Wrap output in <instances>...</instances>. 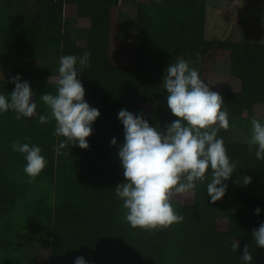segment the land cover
Here are the masks:
<instances>
[{"label": "trees", "instance_id": "1", "mask_svg": "<svg viewBox=\"0 0 264 264\" xmlns=\"http://www.w3.org/2000/svg\"><path fill=\"white\" fill-rule=\"evenodd\" d=\"M207 2L0 0V48L7 55L32 64L54 54L58 61L53 65L59 66L61 56L91 53L79 79L85 100L100 112L87 138L89 149L69 145L59 154L57 146L65 138L54 135L56 122L39 123V116L49 112L39 96L55 93L58 83L28 81L38 105L33 117L17 120L12 111L0 115V255L15 244L17 264H74L81 256L88 264H242L239 256L247 245L253 264H264V248L252 240V231L264 223V160L256 159L248 143L233 140V125L243 106L264 118V27H253L248 19L243 42L207 39ZM124 8L133 13L131 37L117 34ZM77 18L90 21L84 41L75 37ZM115 37L132 42L131 58L123 55V44H115ZM178 57L197 62L201 78L225 102L230 128L220 129L218 136L236 164L227 181L228 203L222 212L219 201L210 202L207 181H197L192 192L171 194L174 210L183 216L181 223L159 230L134 229L114 192L124 182L117 155L124 141L118 112L143 114L152 127L164 128L177 119L167 106L162 81L165 68ZM14 87L12 81L0 80V93L10 94ZM141 89L148 90L152 100L147 101ZM114 137L117 146L110 143ZM16 141L41 147L47 164L38 176L25 174L23 155L11 148ZM244 176L251 177L247 186ZM30 181L42 189L45 184L53 200L48 190H40L36 202L22 211L25 232L9 235L8 221ZM24 237L33 242L21 248L17 241ZM233 240L240 244L237 252L232 251Z\"/></svg>", "mask_w": 264, "mask_h": 264}, {"label": "clouds", "instance_id": "2", "mask_svg": "<svg viewBox=\"0 0 264 264\" xmlns=\"http://www.w3.org/2000/svg\"><path fill=\"white\" fill-rule=\"evenodd\" d=\"M90 57V52L79 57L61 56L55 93L45 91L39 96L49 110L48 114L39 116V123L54 120V135L65 138L57 146L58 154L69 145L89 149L87 138L100 117L99 110L85 100V89L79 79ZM164 73L162 87L167 93V106L177 119L164 128L152 127L143 114L127 109L118 112L124 141L118 146L117 155L124 182L116 185L114 192L126 210V222L134 229L159 230L181 223L183 216L174 210L171 194L190 193L197 181H207V194L215 204L226 195L227 181L236 168L224 139L218 136L220 129L230 128L221 94L211 90L199 71L182 57L176 58ZM12 83L15 87L10 94L0 93V115L12 111L17 120L33 117L38 105L29 82L17 75ZM251 125L249 151L254 149L256 159L264 160V122L253 118ZM110 143L117 146V139L112 138ZM11 148L23 155L24 172L29 177L38 176L45 168L47 161L40 146L16 141ZM241 179L245 186L251 183V177ZM260 214L258 207L255 215ZM252 240L257 247L264 248V223L252 231ZM239 248V242L233 240L232 251L237 252ZM239 259L242 264H253L247 245ZM74 264H88V261L81 256Z\"/></svg>", "mask_w": 264, "mask_h": 264}, {"label": "rangeland", "instance_id": "3", "mask_svg": "<svg viewBox=\"0 0 264 264\" xmlns=\"http://www.w3.org/2000/svg\"><path fill=\"white\" fill-rule=\"evenodd\" d=\"M257 7H258V12L253 13L251 12L253 15H248V12L245 14V11L242 10L240 12V17H238V20L236 22L235 20V27H241L244 26L246 20L252 21V26L254 27L255 24H260L262 27H264V0H257ZM209 3V4H208ZM208 21L210 22V24L212 23H216L218 24L217 28L219 29V31L213 29L212 27L210 28V30H208V34L206 36L210 37V38H214V39H222V38H226L227 34H232L231 33H226L224 34L222 32V30H226L228 28V26L230 25L232 18L229 15L230 9L225 6H222V2L221 1H217V0H208ZM213 4H216L215 6H213ZM122 6V5H121ZM132 9V8H131ZM237 11H235L236 13ZM123 16H121V19L119 21V24H117V34L119 33V36H121L122 34H124L126 32V35L128 37H131L133 35V32H131V28H132V24H134V18H133V13L131 10H127L126 8L123 9L122 11ZM222 17V18H219ZM249 19V20H248ZM259 22V23H258ZM74 25H75V37L78 41H84L86 40V38L88 37V35L90 34V21L88 19H83V18H77L74 21ZM259 26V25H258ZM257 27V26H256ZM216 28V29H217ZM228 30V29H227ZM235 32H239V31H235ZM206 34V31H205ZM234 38H236L234 36ZM209 39V38H207ZM118 42V44L121 42L123 44V55L125 57L131 58L132 56V51H133V47H132V42L128 39H125L124 41L120 38V40L116 37L114 39V43L116 44V42ZM114 44V45H115ZM47 60L51 61L50 63H52L53 61H58V58L51 56L50 58H48ZM47 60L43 61V64H38V69L36 70L34 77L31 78V82H52V83H58V80L56 79V77L58 76V68L59 66L56 65V67L52 66V64H50L51 66L48 67V63L46 62ZM57 64V63H56ZM59 64V63H58ZM197 62H191V66L196 68L197 67ZM30 66H34V64H29ZM17 66V65H16ZM42 71H41V70ZM0 80H2V74H0ZM140 94H142L144 96V98L149 101L152 100V96L150 95L148 90L145 89H141L138 91ZM246 113V110H245ZM28 178L23 177L22 182L26 183L25 181H27ZM43 187L48 190V187L43 184ZM45 189H42V186L34 183L33 181H30L29 183H27L25 185V191H26V195L24 197V199L20 202L19 204V208L17 213H15L12 217V220L8 221L10 222L11 226L9 228H7L6 233L9 235H15L21 232H25V228L23 225H26V219L22 213V211L31 206L32 204H34L36 202V197L39 196L40 194V190L41 192H45ZM49 195L48 198L50 200H53V194L51 193L50 189L48 190ZM47 193L46 196H47ZM44 194V195H45ZM228 201H227V197L224 196L220 201H219V206H220V210L223 212L224 206L227 205ZM50 205V203H49ZM48 206V203H47ZM33 241H29L28 238L24 237V238H20L19 241H17V243H19L21 245V248L25 247V244H30ZM33 245H30V247H32ZM16 248V245H9L6 247V252L0 255V264H17V261L14 259L17 255H19L18 252H14L13 249Z\"/></svg>", "mask_w": 264, "mask_h": 264}, {"label": "crops", "instance_id": "4", "mask_svg": "<svg viewBox=\"0 0 264 264\" xmlns=\"http://www.w3.org/2000/svg\"><path fill=\"white\" fill-rule=\"evenodd\" d=\"M218 1V0H217ZM222 2V6H225L226 8L228 7L230 9V16L232 18L233 21H231L230 25L228 26V30H222V32L224 34L226 33H231L232 34H227L226 38H222V40H227L230 38V40L232 41H236V42H243L244 41V31H243V26L241 27H235L236 23L235 20L237 22L238 17H240V12L242 10L245 11V14L248 12V15H253L251 12L256 13L258 12V7H257V0H219ZM208 3V2H207ZM209 4V3H208ZM207 4V5H208ZM216 4H213V6H215ZM208 6H207V11H206V23H205V31H206V36L208 34V30H210V28L212 27L213 29L219 31V29L217 28L218 24L216 23H211L208 21ZM235 11H237L235 13ZM222 18V17H219ZM217 28V29H216ZM239 31V32H235V31ZM234 36L236 38H234ZM209 39H214V38H210L207 37ZM51 56L54 57V54H49L46 58L44 57H38L37 60L34 62L35 65L34 66H30L29 64H31V61H29L28 59H14L13 57L7 55L6 53H4L3 49L0 48V74H2V80L4 81H12V78H14L15 76L19 75L22 78V81H31V78L34 77V74L36 72V70L39 68L38 64H43L44 60H47L48 58H50ZM49 65L48 67H50L52 63L56 64L57 61H53L52 63H50L51 61L47 60L46 61ZM32 63V64H34ZM17 65V66H16ZM52 66H54L52 64ZM56 67V66H54ZM41 70V69H40ZM42 71V70H41ZM246 110V113H245ZM258 119L261 120L262 122H264V118H256L252 115L251 113V107L250 106H243L242 107V114L241 116H239L234 125H233V140H238L244 143H248V140L251 136V121L252 119Z\"/></svg>", "mask_w": 264, "mask_h": 264}]
</instances>
